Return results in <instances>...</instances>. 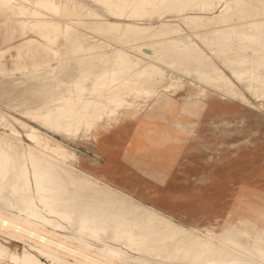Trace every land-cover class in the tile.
<instances>
[{
    "label": "bare ground",
    "instance_id": "obj_1",
    "mask_svg": "<svg viewBox=\"0 0 264 264\" xmlns=\"http://www.w3.org/2000/svg\"><path fill=\"white\" fill-rule=\"evenodd\" d=\"M11 1L30 15L6 17L0 94L15 91L12 108L28 120L70 136L124 100L154 94L148 105L158 108L184 82L191 100L207 91L264 113L228 76L264 98L262 0H234L213 16L197 11L214 0H0ZM24 118L0 112V236L26 249L9 264H264L261 236L183 224L63 159L66 148L52 149Z\"/></svg>",
    "mask_w": 264,
    "mask_h": 264
},
{
    "label": "rangeland",
    "instance_id": "obj_2",
    "mask_svg": "<svg viewBox=\"0 0 264 264\" xmlns=\"http://www.w3.org/2000/svg\"><path fill=\"white\" fill-rule=\"evenodd\" d=\"M214 2L216 7L213 10L206 13L197 11L198 15L213 16L226 6L231 7L234 0ZM0 9H3L0 10L1 50L7 47V43H3L1 39H4L7 26L11 23L6 17L11 16L16 9H22L25 16H29L30 11L27 5L17 1L0 2ZM18 42L20 40L14 38L8 43ZM57 43L59 47L64 44L62 39ZM13 54L14 49L11 48L2 58L9 71L13 68ZM41 64L49 65L45 62ZM228 76L233 85L244 90L245 97L254 105H264V98L259 97L252 89H243L232 74L228 73ZM187 84L184 82L170 87L164 92L162 104L155 109H150L148 105L155 97L154 94L135 105L131 102L132 99L111 105L106 114L83 125L70 136L36 120L22 117L19 109L12 108L20 100L15 91L0 94L2 99L7 97L5 100L0 99L3 101L0 102V110L8 115L24 118L36 127L41 140L48 142L52 149L59 145L65 147L66 151L59 154L81 170V156L76 150L83 146L79 144L90 145V141L96 140L103 130L125 119H135L138 125L137 135L140 136L134 142L137 156L152 148L162 152L169 146H178L189 135L183 152L169 168L166 179L164 171L146 163L151 171L147 172L149 178L145 182L153 190L152 201L146 202L134 197L183 224L198 226L213 235H221L226 231L230 235L240 232L251 240L256 236H261L264 240V113L239 101L220 99L207 91L200 93L198 99L191 100L190 86ZM14 125L21 131L24 142H29L22 128L18 124ZM2 130L5 129L0 125V131ZM155 154L156 152L152 155ZM226 174L232 177L231 181L226 180ZM0 241L7 246L2 264H9L8 254H21L26 250L21 244L15 245L3 236H0Z\"/></svg>",
    "mask_w": 264,
    "mask_h": 264
},
{
    "label": "crops",
    "instance_id": "obj_3",
    "mask_svg": "<svg viewBox=\"0 0 264 264\" xmlns=\"http://www.w3.org/2000/svg\"><path fill=\"white\" fill-rule=\"evenodd\" d=\"M137 132L135 119H125L103 130L96 140L90 141V145L79 144L83 147L77 148L76 151L81 156L80 166L85 172L149 202L152 201L153 190L150 189V184L145 182L149 178L147 172L151 171L146 163L164 171L166 179L169 168L183 152L189 135L178 146H169L162 152L152 148L137 156L134 144L137 136H140ZM154 152L155 156L152 155ZM158 156L163 157L157 158ZM226 180L231 181L232 177L226 174ZM169 214L174 216L173 213Z\"/></svg>",
    "mask_w": 264,
    "mask_h": 264
}]
</instances>
